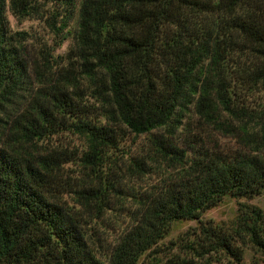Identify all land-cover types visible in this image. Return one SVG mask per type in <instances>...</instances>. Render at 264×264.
<instances>
[{
    "label": "trees",
    "instance_id": "1",
    "mask_svg": "<svg viewBox=\"0 0 264 264\" xmlns=\"http://www.w3.org/2000/svg\"><path fill=\"white\" fill-rule=\"evenodd\" d=\"M262 196L264 0H0V264H139L186 221L152 264H244Z\"/></svg>",
    "mask_w": 264,
    "mask_h": 264
},
{
    "label": "rangeland",
    "instance_id": "2",
    "mask_svg": "<svg viewBox=\"0 0 264 264\" xmlns=\"http://www.w3.org/2000/svg\"><path fill=\"white\" fill-rule=\"evenodd\" d=\"M9 20L11 27L14 31H26L33 38H41L43 40L53 39V34L45 20L28 19L23 22L17 21L11 14H9ZM74 26H72L73 28ZM72 28H69L71 30ZM74 29L71 31L73 32ZM74 34V33H73ZM72 35L68 36V39L63 43L61 47L57 49V54H65L73 45ZM225 142L232 143L233 140L225 139ZM239 201L234 198H226L219 206L206 212L202 219L206 222H210L216 225H229L236 219L237 211L239 208ZM251 205L264 207V196L254 198L247 201ZM198 227L197 221H186L175 224L171 235L161 243L160 248L157 250L158 254H150L144 256L139 264H152L154 257H158L159 260H165L171 253L177 252L178 249H174V246L170 242H176L187 233ZM242 255L244 264H264V254L253 248L250 244L242 245ZM234 262L233 259H224L222 264H229Z\"/></svg>",
    "mask_w": 264,
    "mask_h": 264
}]
</instances>
